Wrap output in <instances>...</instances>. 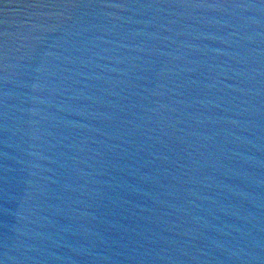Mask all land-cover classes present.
Masks as SVG:
<instances>
[{
    "label": "water",
    "instance_id": "obj_1",
    "mask_svg": "<svg viewBox=\"0 0 264 264\" xmlns=\"http://www.w3.org/2000/svg\"><path fill=\"white\" fill-rule=\"evenodd\" d=\"M0 264H264V0H0Z\"/></svg>",
    "mask_w": 264,
    "mask_h": 264
}]
</instances>
